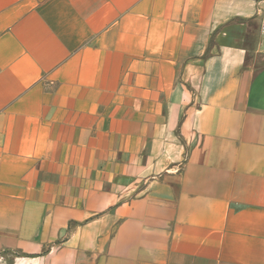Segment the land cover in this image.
<instances>
[{
	"label": "crops",
	"instance_id": "1",
	"mask_svg": "<svg viewBox=\"0 0 264 264\" xmlns=\"http://www.w3.org/2000/svg\"><path fill=\"white\" fill-rule=\"evenodd\" d=\"M264 0H0V264H264Z\"/></svg>",
	"mask_w": 264,
	"mask_h": 264
},
{
	"label": "built area",
	"instance_id": "2",
	"mask_svg": "<svg viewBox=\"0 0 264 264\" xmlns=\"http://www.w3.org/2000/svg\"><path fill=\"white\" fill-rule=\"evenodd\" d=\"M261 37L264 39V20L262 21L261 28H260Z\"/></svg>",
	"mask_w": 264,
	"mask_h": 264
},
{
	"label": "rangeland",
	"instance_id": "3",
	"mask_svg": "<svg viewBox=\"0 0 264 264\" xmlns=\"http://www.w3.org/2000/svg\"><path fill=\"white\" fill-rule=\"evenodd\" d=\"M262 11H263V13H264V3H262Z\"/></svg>",
	"mask_w": 264,
	"mask_h": 264
}]
</instances>
